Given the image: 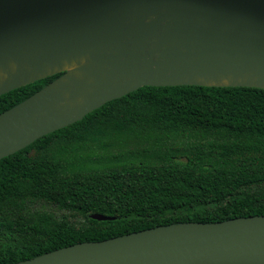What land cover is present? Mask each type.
Wrapping results in <instances>:
<instances>
[{"label": "water", "instance_id": "water-1", "mask_svg": "<svg viewBox=\"0 0 264 264\" xmlns=\"http://www.w3.org/2000/svg\"><path fill=\"white\" fill-rule=\"evenodd\" d=\"M57 73L0 112V159L143 86L264 89V0H0V96ZM0 264H264V214L162 224Z\"/></svg>", "mask_w": 264, "mask_h": 264}, {"label": "trees", "instance_id": "trees-1", "mask_svg": "<svg viewBox=\"0 0 264 264\" xmlns=\"http://www.w3.org/2000/svg\"><path fill=\"white\" fill-rule=\"evenodd\" d=\"M60 74L1 95L0 112ZM259 214L263 88L143 86L0 159V263L162 224Z\"/></svg>", "mask_w": 264, "mask_h": 264}, {"label": "bare ground", "instance_id": "bare-ground-1", "mask_svg": "<svg viewBox=\"0 0 264 264\" xmlns=\"http://www.w3.org/2000/svg\"><path fill=\"white\" fill-rule=\"evenodd\" d=\"M66 68H67V69L73 68V65H66ZM225 82H226V80H223V81H222V83H225Z\"/></svg>", "mask_w": 264, "mask_h": 264}]
</instances>
